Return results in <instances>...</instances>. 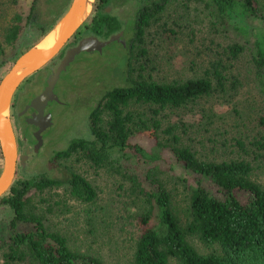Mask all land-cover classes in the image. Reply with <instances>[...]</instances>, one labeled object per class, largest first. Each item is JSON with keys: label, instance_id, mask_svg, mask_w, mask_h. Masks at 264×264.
Instances as JSON below:
<instances>
[{"label": "rangeland", "instance_id": "obj_1", "mask_svg": "<svg viewBox=\"0 0 264 264\" xmlns=\"http://www.w3.org/2000/svg\"><path fill=\"white\" fill-rule=\"evenodd\" d=\"M33 1L0 0V82L22 53L55 28L71 2L69 0L53 27L40 37V30L26 25ZM62 1L53 0L52 8L60 7ZM100 2L90 1L91 11L70 43L44 69L26 79L12 96L6 124L15 141L17 160L25 150L30 152L27 159H23L22 166L16 165L13 182L43 174L59 177L62 173L57 166H70L91 182L97 193L96 199L92 203H83L73 198L65 188L36 193L31 200L43 216L45 225L63 235L72 250L94 255L104 264H133L134 246L141 231L139 215L143 208L131 196L125 176L127 169L131 168L132 172L142 175L141 168L147 169V166L128 162L130 155L122 157L123 167L113 171L96 169L74 159L55 160L56 153L65 150L71 140L91 139L88 114L104 92L124 85L128 63L134 69V76L156 82L195 79L213 63L221 64L226 94L204 98L196 105L180 110L161 112L163 125H177L181 143L202 160H246L253 169L252 179L263 187L264 150L255 148L252 143L264 136V130L257 121L264 115V98L250 58L252 36L244 38L232 30L222 32L213 27L201 7L194 6L188 10L172 8L167 11L146 30L141 47H130L138 5L132 0H110L100 7ZM35 6L41 16L50 7L47 0H36ZM96 9L111 14L122 23L121 42L125 46L112 42L101 53H80L74 58L54 86L57 102H49L44 109L50 116V125L40 135L41 143H37L35 133H32L34 129L17 114L43 91L65 52L81 39L91 36L86 27ZM16 15L22 19L21 32L13 45L3 46L4 35ZM237 21L248 29L255 28L264 33V24L258 18ZM239 44L244 47V52L234 59L228 49ZM130 142L147 151H157L146 135H136ZM239 144H243V148ZM35 148H38L37 152ZM160 154L169 158L167 164H160L162 179L170 194L173 211L184 224L190 184L185 181V186L180 181L181 177L186 180L184 176L175 177L174 169L166 171L170 164H174L172 157L165 152ZM2 167L0 151V174ZM12 218V211L0 204V264H5L3 255L12 235L9 228ZM188 240L199 253L208 252L196 237L189 236ZM170 264L177 263L171 261Z\"/></svg>", "mask_w": 264, "mask_h": 264}, {"label": "trees", "instance_id": "obj_2", "mask_svg": "<svg viewBox=\"0 0 264 264\" xmlns=\"http://www.w3.org/2000/svg\"><path fill=\"white\" fill-rule=\"evenodd\" d=\"M109 1L101 0L100 7ZM132 1L138 9L130 47H141L146 30L167 11L172 8L188 10L194 6L201 7L213 27L222 32L232 30L244 38L252 36L250 58L264 98V33L248 29L237 21L258 18L264 24V0ZM35 2L26 25L40 30L42 37L58 21L69 0H63L56 9L52 8L53 0H47L50 7L44 16L36 12ZM21 23L22 19L16 15L4 35L3 46L16 42ZM86 29L93 37L108 39L122 30V23L103 10H94ZM228 52L236 59L244 52V47L233 45ZM221 69V64L213 63L198 78L156 82L134 76V69L128 63L124 85L104 92L88 114L91 139H73L65 150L55 155L56 161L74 159L106 171L123 167L120 160L128 155L131 156L128 162L147 166V169L141 168L142 175L132 172L131 168L125 176L131 196L143 208L139 215L141 231L134 246L133 264H170L171 261L177 264H264V187L252 179L251 164L243 159L205 161L198 158L181 143L178 126H164L161 117V112L196 105L213 95H225L226 81ZM257 121L264 130V115ZM136 135H146L157 151L131 144ZM239 145L243 148V144ZM252 146L264 150V136ZM162 152L172 157L174 163L166 171L174 169L175 177L184 176L186 180L181 177L180 181L190 184L184 224L173 211L162 179L160 164H167L169 159L161 155ZM57 167L61 176L43 174L12 182L0 197V204L13 213L9 224L12 235L3 255L5 264H104L94 255L72 250L63 235L47 228L31 200L36 193L59 188H65L83 203L96 199L95 188L87 178L70 166ZM189 236L196 237L208 252L199 253L189 242Z\"/></svg>", "mask_w": 264, "mask_h": 264}, {"label": "water", "instance_id": "obj_3", "mask_svg": "<svg viewBox=\"0 0 264 264\" xmlns=\"http://www.w3.org/2000/svg\"><path fill=\"white\" fill-rule=\"evenodd\" d=\"M86 3L87 0H71L67 10L58 22L60 24V32L54 44L47 49L39 48V44L46 36L42 38L15 60L8 73L0 82V151L3 160L2 172L0 174V197L10 188L17 164L15 141L9 126L6 124L12 96L26 79L43 69L57 57L69 40L73 38L91 11L92 5L89 2V11L87 13L83 12ZM120 36L121 34L111 36L106 41H100L93 36L83 38L74 47L65 52L55 72L46 81L43 91L34 97L24 110L26 111V109L31 108L36 112L31 118L26 119V123L38 127V130L34 134L37 143H41L40 135L50 125V116H44L43 112L49 102H57L53 89L59 75L80 53H101L104 47L119 40ZM4 123L7 125L6 127L3 125ZM37 150L38 148H35V152ZM24 158H21V164Z\"/></svg>", "mask_w": 264, "mask_h": 264}, {"label": "flooded vegetation", "instance_id": "obj_4", "mask_svg": "<svg viewBox=\"0 0 264 264\" xmlns=\"http://www.w3.org/2000/svg\"><path fill=\"white\" fill-rule=\"evenodd\" d=\"M117 34H121V36H122V31L116 33L115 35H117ZM113 36H114V35H113ZM121 36H120L119 40H117V41H115V42L120 43V44L124 47L125 44H124L123 42H121ZM100 41H101V40H100ZM105 41H106V40H105ZM77 43H78V42H77ZM50 76H51V75H50ZM31 100H32V99H31ZM31 100H30V101H31ZM30 101H29V103H30ZM29 103L23 107V110L17 114V117H18V118H23L25 124H26L28 127L34 129V132H32V133H36V131L38 130V127H35V126H33V125H28V124L26 123V119H29V118L32 117L33 114H36V112H35L33 109H31V108H28V109H26V111H24L25 108L29 105ZM11 107H12V106L10 105V108H11ZM22 112H23V114H22ZM28 114H29V116L27 117ZM43 115L46 116L45 110H44V112H43ZM47 128H48V127H47ZM47 128H46V129H47ZM46 129H45V130H46ZM32 133H31V134H32ZM42 133H43V132H42ZM42 133H41V134H42ZM17 149H18V146H17ZM29 153H30L29 151H26V150H25V151H24V155H18L19 157H18V160H17V164H16V165L19 164V165L22 166L23 163L21 164V158L25 157L24 159H27V156H29ZM22 161H23V159H22Z\"/></svg>", "mask_w": 264, "mask_h": 264}, {"label": "bare ground", "instance_id": "obj_5", "mask_svg": "<svg viewBox=\"0 0 264 264\" xmlns=\"http://www.w3.org/2000/svg\"><path fill=\"white\" fill-rule=\"evenodd\" d=\"M91 0H87V3L84 5L83 12L87 13L89 11V2ZM60 32V24H58L44 39L43 41L39 44V48L47 49L50 48L56 39L59 36ZM5 127L7 126L5 123L3 124Z\"/></svg>", "mask_w": 264, "mask_h": 264}]
</instances>
